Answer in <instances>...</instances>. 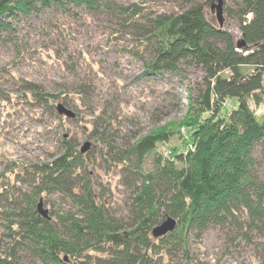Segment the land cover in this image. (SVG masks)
Instances as JSON below:
<instances>
[{
    "label": "trees",
    "instance_id": "1",
    "mask_svg": "<svg viewBox=\"0 0 264 264\" xmlns=\"http://www.w3.org/2000/svg\"><path fill=\"white\" fill-rule=\"evenodd\" d=\"M141 2L0 0L4 43H16L20 24L52 8L66 14L118 9L123 30L139 34L137 50L149 52L146 74L177 73L189 62L204 71L205 84L182 122L155 128L115 157H103L110 169L126 174V216L112 214L99 188L104 183L90 168L91 155L64 134L51 160L1 173L0 264H28L22 252L39 264H167L166 257L178 251L190 264L191 236L211 228L228 237L264 231V178L256 158L264 146V0H238L236 9L227 10L246 43L240 50L233 35L211 19L209 0L174 12ZM25 89L33 102L56 109L57 94L29 81ZM229 99L236 103L226 110ZM175 136L185 142L165 155L160 146ZM53 193L64 198L66 208L49 209L50 218H44L38 201ZM168 216L176 220L175 229L155 238L153 228Z\"/></svg>",
    "mask_w": 264,
    "mask_h": 264
},
{
    "label": "rangeland",
    "instance_id": "2",
    "mask_svg": "<svg viewBox=\"0 0 264 264\" xmlns=\"http://www.w3.org/2000/svg\"><path fill=\"white\" fill-rule=\"evenodd\" d=\"M137 1L142 0L114 3L126 6ZM207 1L145 0L143 4L148 9L174 12ZM237 2L224 0L222 26L236 43L242 39L241 30L227 10L236 9ZM213 3L217 0H209L211 19L221 27L216 9L212 13ZM119 14L118 9H81L66 14L52 8L20 24L16 43L0 40V174L51 160L59 153L63 134L79 148L89 142L84 154L91 155L90 168L99 184L104 183L99 188L116 217L127 215L131 188L125 172L110 169L103 157H115L134 144L137 136L155 128L182 122L191 99L205 88L204 71L189 62L182 63L177 73L146 74L143 59L149 52L137 50L134 44L139 34L123 30ZM27 81L39 85L42 92L57 94L54 103H63L75 116L63 115L62 122L56 109L33 102L25 89ZM235 103L227 100L226 110ZM180 130L188 136L186 127ZM183 142L175 136L159 149L171 156V149ZM256 158L264 178V146L257 149ZM152 159L151 155L147 158L148 167ZM43 199L48 209L66 208V201L57 193ZM230 236L218 228L209 229L202 237L191 236L189 263L264 264V231L250 236L233 232ZM185 255L183 251L170 253L167 264H186ZM21 256L25 263L39 264L28 253Z\"/></svg>",
    "mask_w": 264,
    "mask_h": 264
},
{
    "label": "water",
    "instance_id": "3",
    "mask_svg": "<svg viewBox=\"0 0 264 264\" xmlns=\"http://www.w3.org/2000/svg\"><path fill=\"white\" fill-rule=\"evenodd\" d=\"M216 9V17L219 25L222 27L224 25L225 17H224V0H217V3L211 4V10L212 13ZM238 49H242L244 46H246V43L243 39H241L239 42L236 44ZM57 112L60 115H64L68 118H72L75 116L74 111L66 107L63 103H58L56 106ZM90 147V143L86 142L84 146L80 148L82 153H85ZM37 208L39 213L44 217V218H50L49 216V209L45 207L44 200L43 198H40L37 204ZM177 225L176 220L168 216L166 217L160 224L155 226L152 230V234L155 238H159L162 236H165L167 233L171 232L172 230L175 229ZM66 260L67 257L65 256Z\"/></svg>",
    "mask_w": 264,
    "mask_h": 264
}]
</instances>
